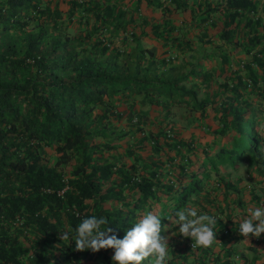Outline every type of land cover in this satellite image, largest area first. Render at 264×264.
Listing matches in <instances>:
<instances>
[{
	"label": "trees",
	"instance_id": "obj_1",
	"mask_svg": "<svg viewBox=\"0 0 264 264\" xmlns=\"http://www.w3.org/2000/svg\"><path fill=\"white\" fill-rule=\"evenodd\" d=\"M47 1L0 0L1 27L21 28L30 18L37 26L24 37L21 55L0 54V264H112L113 249L76 251L74 241L60 239V231L74 234L84 218L104 216L108 220L104 227L122 239L149 211L162 216L163 226L181 207L189 208L185 203L192 194L204 200L196 204L211 207L210 189L203 188L204 169L217 171L219 163L235 165L243 158L255 167L264 163V132L255 115L264 112V86L250 71L224 77L221 84L230 93L217 114L221 140L211 138L217 144L210 154V142H205L201 163L193 166L192 139H179L172 128L168 129L172 137L165 132L160 137L142 133L153 153L162 156L139 158L129 148L130 160L112 159L105 154L112 148L110 142L99 135L110 117L120 116L110 97L122 101L140 94V102L145 98L165 106L171 88L186 74L164 79L167 72L155 65L164 60L148 58L142 65V50L130 54L119 49L113 40L120 32L121 39L126 36V21L122 16L107 17L104 1L64 0L68 17L80 6L79 14L93 18L91 30L85 36H53L50 26L62 10L56 5L50 8ZM45 12L52 18L46 20ZM41 40L47 45L39 47ZM252 52L253 62L264 73V47ZM25 65L34 67V74H21L17 80L12 71ZM253 87L262 101L243 98ZM97 104L101 109L92 113ZM47 148L55 153L52 161ZM60 164L67 166L66 175ZM217 221L216 239L226 255L219 264H229L228 248L236 238L222 236L226 223ZM178 238L169 249L168 261L184 264L190 252L191 264H214L220 259L214 244L194 253L197 248L191 247L190 238Z\"/></svg>",
	"mask_w": 264,
	"mask_h": 264
},
{
	"label": "crops",
	"instance_id": "obj_2",
	"mask_svg": "<svg viewBox=\"0 0 264 264\" xmlns=\"http://www.w3.org/2000/svg\"><path fill=\"white\" fill-rule=\"evenodd\" d=\"M99 1L100 3L104 1L103 4L109 8L105 14L107 17L114 19L122 16L126 21V36L123 37V44H120L119 49L130 54L142 50L144 54V59H141L142 65L148 58H157L158 62L160 59L164 60L160 64H155L159 70L167 72V76L162 75L164 79L172 80L175 76L186 74L182 81L171 88L173 91L169 95L171 99L165 100L168 104L157 106L161 114L154 109L156 113L145 122L149 125L156 122V126L144 130L138 126L136 131L134 125V131L127 133L122 145L121 139L117 136L120 132L112 130L115 127L111 126L112 131L107 132L104 137L112 146L105 151L108 157L130 160L126 155L129 148L139 158L162 156L159 152L153 153L152 147L148 145V137H143L142 133L160 137L168 130L164 129L166 125L164 122L171 119V116L174 119V122L170 123L174 127L176 132L174 133L179 139L189 141L192 139L195 148L197 140L206 141L213 128L209 126L218 121L217 114L223 106V99L230 93L229 88L221 84L225 76L230 77L237 72L247 75L250 71L256 77V83L264 86V73L252 59V51L264 47V0H177L181 4L176 6L169 0ZM243 77L245 80L248 79L246 76ZM254 90L253 87L245 91L243 98L262 101ZM197 92L201 98L196 97ZM174 94L175 99L172 98ZM193 97L197 103L190 99ZM198 102L205 104L198 105ZM157 115L159 121L156 120ZM189 121V125L186 126ZM216 144L214 140L210 141L209 154ZM195 158L201 163L204 155L201 152ZM260 178L264 182V175ZM239 185L244 184L240 182ZM243 188L245 186H240L234 197L224 196L222 193L217 199H212V206H207V210L205 209L202 214H208L216 219L221 218L226 223L222 236L236 238L228 248L229 264H264V233L259 238L249 236L247 241L239 234V222L234 221L237 215H246L249 207L264 206V196H258L257 185L247 183V189ZM208 196L212 197V194L208 193ZM219 247L218 241L212 247L213 251L219 250L221 255L214 264H219L226 256ZM198 251L199 248L193 252ZM191 261L190 252L185 262L191 264ZM177 262L179 261L176 259L174 262L168 261V264H179Z\"/></svg>",
	"mask_w": 264,
	"mask_h": 264
},
{
	"label": "rangeland",
	"instance_id": "obj_3",
	"mask_svg": "<svg viewBox=\"0 0 264 264\" xmlns=\"http://www.w3.org/2000/svg\"><path fill=\"white\" fill-rule=\"evenodd\" d=\"M44 4V2H43ZM50 8L56 5L59 8L60 13L59 18H57L56 24L50 26L49 32L52 33L53 36H57L59 38H69V37H77V36H85L87 32L91 30V24H92V17L85 16L83 14H79V7L76 6L74 8V13L71 17H68L64 10H66L68 3L64 2V0H48L47 4ZM46 20H49V18H52L51 14L46 13ZM44 16V15H43ZM36 21L34 18H30L29 20H26L23 22L22 27L18 28L14 25L7 24L5 27L0 26V54L8 55L10 57H15L21 55L22 49L20 46H24L25 39L24 37L27 35L33 34L37 30V26L35 25ZM48 32V33H49ZM122 36V32L117 34V37L114 38L113 43L117 45L118 47L120 44H123V40L120 38ZM48 40V37L45 38ZM88 40V39H87ZM105 41V40H104ZM117 41V42H116ZM127 41V40H126ZM43 43V45H47L46 41H40V45ZM62 50V49H61ZM75 50H77V55L81 53V50L78 49V46H76ZM16 69V68H15ZM34 67L25 65L22 67L17 68L16 70L12 71V75L15 76V78H20L21 74H27V76H32L34 74ZM200 94L201 91L199 90ZM198 94L201 98V95ZM117 95V94H116ZM197 97V98H199ZM106 99V97H104ZM111 101L114 103V110L118 113L120 116H112L109 118L107 125H102L101 128V134L99 135L104 138L107 135V132H111L112 130H115L117 132H120L117 136L118 139H121V145L124 143L126 139V135L129 131L138 130V126H141L143 130L145 128H153L156 126V122L154 125H149L146 122V120H150L152 114H155L156 112L153 111L158 110V114H161V111L158 109V105L154 102H147L144 100L140 102L141 96L135 95L134 98L128 97L124 100L120 101L119 98L116 99V96L110 97ZM109 99V100H110ZM193 99V103H197L195 100V97L190 98ZM108 100V99H107ZM134 102L133 106L132 102ZM136 108V109H134ZM101 109L100 105L97 104L93 106L92 113H95ZM195 109V107L193 108ZM159 115H157L156 120L159 121ZM175 115V114H174ZM177 115V114H176ZM256 116H259V119L257 120L259 126H261V130L264 132V112H256ZM174 122V119L171 116V119H168V121L164 122L166 124L164 126V129H169L172 127V123ZM142 123V125H138ZM171 123V124H170ZM190 123L187 122L186 126H188ZM214 124V123H213ZM136 125L135 129L133 130V126ZM111 126H114L115 129H110ZM218 126L219 123L216 121L214 125H210L209 127L212 128L210 133L207 135V142H210L212 139H218L221 140V137L218 134ZM170 128V129H171ZM203 130V129H202ZM200 136V135H199ZM203 136V133L201 134ZM212 138V139H211ZM204 139L197 140V144L195 146V151L192 152L193 157V166L198 164L199 162L195 158L196 155L200 154L202 152V149L205 145L206 141H203ZM44 149V148H43ZM50 153V161L53 160L55 153L50 150V148L46 149ZM258 150H262V147L260 145ZM264 160V159H263ZM58 167L63 172L67 173L68 169L67 166L64 164L58 165ZM207 175L203 178V188H209L210 192L212 194V199H217V196H220L223 191V186L229 184L227 188V191L224 192V196L234 197V194L237 193L239 190L238 188L240 186H245L243 189H247V183L257 185V192H259L258 196H264V182H262V178L260 176L264 175V163L261 166H253L251 163H249L244 158L241 159V161H237L235 165H230L229 163H219L217 171H214L213 169H207L206 170ZM254 180V182H253ZM241 184L244 185H239ZM258 183V184H256ZM203 189V190H205ZM231 195V196H229ZM198 200H201L202 203H204L203 198L198 195L192 194L190 198L187 200L185 204H188L189 208H196L198 214H202L203 209L205 210L207 207L206 205H203L202 203L196 204ZM208 200V199H207ZM219 200V199H218ZM184 210V207H181L179 209ZM172 221H170V220ZM167 222L163 224V226L167 229L166 231H162L161 235L168 238L167 243L170 247L171 245L175 244L177 240H179L178 236V225L175 226L176 217H170ZM176 234V235H173ZM170 256V255H169ZM146 264H149L150 261L148 259L145 260Z\"/></svg>",
	"mask_w": 264,
	"mask_h": 264
},
{
	"label": "clouds",
	"instance_id": "obj_4",
	"mask_svg": "<svg viewBox=\"0 0 264 264\" xmlns=\"http://www.w3.org/2000/svg\"><path fill=\"white\" fill-rule=\"evenodd\" d=\"M175 215L178 234L190 238L192 248H209L217 241L214 229L218 221L215 217L198 214L194 208L177 211ZM161 217L157 212H147L125 231L121 239L112 228L104 227L108 224L106 217L92 215L78 224L74 234L72 230L60 231V239L74 241L75 250L81 252L113 249L112 264H142L146 259L150 264H168V238L161 235L167 229L162 226ZM234 221L239 222V234L247 241L249 236L259 238L264 233V206L249 207L246 215H237Z\"/></svg>",
	"mask_w": 264,
	"mask_h": 264
},
{
	"label": "built area",
	"instance_id": "obj_5",
	"mask_svg": "<svg viewBox=\"0 0 264 264\" xmlns=\"http://www.w3.org/2000/svg\"><path fill=\"white\" fill-rule=\"evenodd\" d=\"M242 64H243V61H241L240 62V66H242ZM246 81H247V83H249V80L248 79H246ZM166 136L167 137H172V133L169 131V130H167L166 131ZM61 191V189L59 190V192ZM225 231V230H224Z\"/></svg>",
	"mask_w": 264,
	"mask_h": 264
}]
</instances>
